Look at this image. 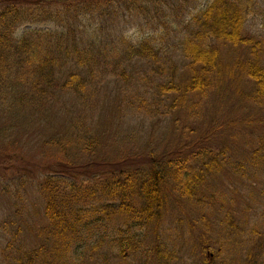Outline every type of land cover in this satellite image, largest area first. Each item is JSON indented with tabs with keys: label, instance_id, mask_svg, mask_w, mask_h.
<instances>
[{
	"label": "trees",
	"instance_id": "1",
	"mask_svg": "<svg viewBox=\"0 0 264 264\" xmlns=\"http://www.w3.org/2000/svg\"><path fill=\"white\" fill-rule=\"evenodd\" d=\"M260 1L0 0V104L34 119L68 106L76 109L66 134L52 144L61 155L54 161L55 169L64 175L99 172L92 162L78 163L101 147L90 133L92 122L113 90H130L123 107V101L113 102L114 117L125 111L154 119L182 115L188 120L191 108L211 96L222 103L219 98L225 95L256 114H251L256 121L251 125L238 120L236 110V121L213 120L209 127L202 126L199 136L189 133L171 156L145 158L133 170L121 169L103 190L105 203L95 202L94 190L85 193L61 178L47 177L39 189L43 231L30 236L10 218L3 221L2 264H88L90 259L78 253L83 246L92 254L101 246V264H109L103 245L117 264L141 254L151 264H178L175 245L161 236L160 227L164 214L182 205L199 208L226 201V215L222 221L217 217L226 233L237 237L245 231L234 223L237 215L246 218L260 210L257 218L264 221V187L254 191L255 185L247 183L245 160L227 157L236 152L232 142L252 136L256 126L264 139V32L247 29L263 13ZM131 21H139L145 31L136 40L128 34ZM257 141L259 147L248 162L260 169L264 144ZM218 143L222 147H216ZM224 178L244 179L242 196L253 190L248 203L238 205L241 212L230 207L235 197L226 195ZM112 218L123 221V227L118 230L112 224L111 233L104 229L101 238L88 245L92 240L85 230L99 231ZM209 221L202 215L188 224L193 231L201 222L209 231L214 226ZM257 225L249 231L253 239L246 264L264 259V233ZM144 232L151 239L148 249ZM212 243L219 246L214 260L229 251L219 239L202 240L197 252L203 256Z\"/></svg>",
	"mask_w": 264,
	"mask_h": 264
},
{
	"label": "rangeland",
	"instance_id": "2",
	"mask_svg": "<svg viewBox=\"0 0 264 264\" xmlns=\"http://www.w3.org/2000/svg\"><path fill=\"white\" fill-rule=\"evenodd\" d=\"M260 5L263 13L247 25V29L253 34L264 32V0L260 1ZM139 24V21L130 22L128 34L132 35L133 40H136V36L145 33ZM28 29L30 27L26 28ZM129 93L130 90L125 88L109 92L104 102L107 104L106 107L92 122L90 133L100 140L101 147L98 152L86 155V162L84 160L78 164L85 166L92 162L93 166L100 167V169L97 168L99 172L82 174L81 171L75 176L64 175L55 169L54 161L61 155L52 146L54 140L66 134L70 122L77 117L75 108L68 106L67 103L68 107L64 110L51 112L46 118L34 119L21 114L18 110L5 109L0 104V255L5 244V236L1 229L3 221H9L10 218L14 225L24 230L26 235L31 236L33 231L37 234L39 230L43 231V222L46 221L43 218L44 203L39 189L47 183V177L61 178L80 187L85 193L94 190L96 191L95 202L105 203L108 200L103 190L111 181V176L118 174L121 169L133 170L139 167L142 159L171 156V151L178 148L189 133L195 137L199 136L202 126L209 127L213 120L217 119L220 124L236 121L234 113L238 110L237 115L240 116L238 120L251 125L256 123L251 115L255 114L253 109L235 102L232 104L226 95L222 99L219 98L222 103L218 104V99L211 96L201 106L191 108L187 112L188 120H184L182 115L154 119L142 115H131L125 111L121 116L114 117L113 102L121 105L123 101V107ZM253 131L256 133L252 136L248 134L232 142L235 144L236 152L227 154V157L235 161L245 160V169L250 179L247 183L252 186L254 184L256 187L254 191H257L260 187H264L261 181H264V166L259 169L251 166L248 161L252 152L259 147L257 139L263 144L264 139L257 126ZM216 147H222V144L218 143ZM260 154L264 159V150ZM253 173L256 174L255 177L252 176ZM223 182L228 184L226 195L235 197L236 204L230 207L241 212L238 205L247 204L249 197L253 195V190L247 196H242L244 179L230 182L228 178H224ZM212 193L217 196L216 192ZM214 201L199 208L188 205H182L179 209L175 207L176 209L165 213L162 217L160 234L166 241L172 242L169 244L175 245V252L181 264H246L253 239V236H249L251 226L258 222L257 229L260 233H264V221L257 218L260 210L255 215L248 214L246 218H243V214L237 215L234 223L245 230L240 236L226 233L217 215H221L222 221L227 213V202ZM202 215H206V220H210L214 226L206 231L203 223L199 222L192 231L189 221L200 219ZM116 221L117 219L113 220V218L109 223L105 221L99 231L93 227L86 229L85 232L92 240L88 245H93L98 238H101L105 230L108 229L111 233L112 224H116L118 230L122 228L123 221L118 220V224ZM94 223L101 224V222ZM144 234V248L148 249L151 239L145 232ZM217 239H221L222 243L229 246V251H224L219 260L213 258V252L219 247L217 244L212 243L210 250L204 251L203 256L197 252L202 240L217 243ZM78 253L81 258L90 259L88 264H101V246L94 254L90 253V249L86 246L79 249ZM102 254L108 257L109 264H117L113 258L114 254H110L107 245L102 246ZM204 258L207 259L206 263ZM151 262V259L142 254L126 260L127 264H151ZM0 264H2L1 256ZM256 264H264V259L257 260Z\"/></svg>",
	"mask_w": 264,
	"mask_h": 264
}]
</instances>
